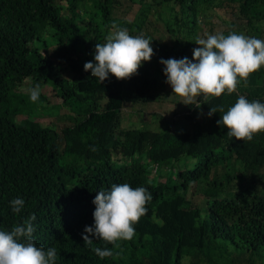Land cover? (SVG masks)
<instances>
[{
	"label": "trees",
	"instance_id": "trees-1",
	"mask_svg": "<svg viewBox=\"0 0 264 264\" xmlns=\"http://www.w3.org/2000/svg\"><path fill=\"white\" fill-rule=\"evenodd\" d=\"M231 2L242 23L233 21L225 35L246 28L248 37L264 40V0ZM142 3L130 20L117 15L121 0H0V230L11 231L34 214L33 241L45 251L57 249L55 264H248L247 254L254 253L264 262V133L237 140L217 124L241 95L264 103V67L235 93L199 96L188 105L191 111L199 103L205 111L193 129L120 127L125 103L164 99L162 58L194 62L199 12L213 0ZM160 5L173 12V41L159 44L137 74L118 80L109 73L101 82L85 71L86 62L96 63L95 45L106 43L113 23L147 37L148 17ZM27 77L55 90L61 106L49 104L44 93L34 105L19 97ZM41 103L68 107L78 118L57 131L12 117ZM211 109L216 111L210 117ZM168 161L184 166L165 180L148 176L151 165ZM122 183L152 195L134 225L136 235L118 241L119 248L95 237L85 245L82 234L94 226L98 191ZM193 184H203L204 206L187 197ZM14 198L25 201L19 214L11 208ZM96 247L113 256L101 259Z\"/></svg>",
	"mask_w": 264,
	"mask_h": 264
},
{
	"label": "clouds",
	"instance_id": "clouds-1",
	"mask_svg": "<svg viewBox=\"0 0 264 264\" xmlns=\"http://www.w3.org/2000/svg\"><path fill=\"white\" fill-rule=\"evenodd\" d=\"M112 31L106 36V43L95 45L94 64L88 61L84 65L86 72L101 82L108 79L109 73L118 80H125L138 73L145 61L154 55L151 41L143 34L132 36L126 28L117 24L111 25ZM193 49L194 62L187 57L160 60L164 65V74L174 94L182 99L185 105L196 102L203 96L221 97L235 93L241 81L264 67V40L248 37L235 32L206 34V39L197 37ZM40 86L29 88L32 102L40 97ZM211 109L209 116L215 113ZM223 111V109H221ZM223 124L227 135L237 140L251 141L254 135L264 133V103L249 101L239 96L236 103L217 121ZM95 151V149H93ZM152 200L151 193L144 187L133 189L128 183L114 184L110 191H98L93 203L94 226H86L82 238L85 245H92L95 239L119 248L118 241H131L136 235L134 225L147 213V204ZM12 211L21 213L25 206L22 198H14ZM33 214L22 223L16 224L11 231L0 230V264H55L57 249L37 247L33 241L36 231ZM95 254L104 259L113 256L107 248L93 249Z\"/></svg>",
	"mask_w": 264,
	"mask_h": 264
},
{
	"label": "rangeland",
	"instance_id": "rangeland-1",
	"mask_svg": "<svg viewBox=\"0 0 264 264\" xmlns=\"http://www.w3.org/2000/svg\"><path fill=\"white\" fill-rule=\"evenodd\" d=\"M121 1V7H117V15L131 20L134 18L135 14H137L138 9L143 4L142 2L149 0ZM231 1L232 0H213L210 7L199 12L198 21H200L199 23L201 26L199 28V33L201 35L200 38L205 36L204 39H206V34H216L218 32L226 34L227 32H230L233 21H237V23L241 21L242 23V20L240 19L241 17L237 15V9L233 7V2ZM215 4H220V6L213 7ZM155 9H157V11H152L148 17L149 25L145 29L146 33H148V36L145 38L152 42L151 47L153 52L158 49L159 44L172 43L173 35L168 29V23L171 25L174 22L173 12L168 10L165 5L156 6ZM237 31L238 30H236V32ZM237 34H243L246 36L251 35L246 28L237 32ZM197 47H199V45H197ZM166 86V93L162 101L138 104L125 103L121 110L120 127L148 128L151 130H162L169 127L171 130H174V132H180L186 129H193L196 126V123L204 120L203 116L205 111L200 108L199 103L189 111L188 105L182 103V99L174 94L172 87L168 83ZM34 87L35 84L33 80L30 77H27L18 89L19 97L27 98L26 100L32 105L36 104L37 101H31L28 89ZM56 88L58 90V87ZM40 90V94H47L49 104L61 106L62 98L56 94L55 90H52L51 87H45L44 85L40 86ZM197 100L198 97L196 98V101ZM41 105L42 103L35 106L34 109H30V111L26 108L25 110H22L19 115H13L12 117L19 124L48 125L52 126L57 131H60L63 126L71 124L74 119L78 118L77 113L73 112L68 107L59 108L53 106L51 108H44ZM33 111L35 114L34 116H29V119L25 118L28 117L30 113H33ZM46 114H50L52 117H46ZM186 114H191L193 116L192 119L186 118ZM189 161L191 163L195 162L194 159ZM179 165L184 166V161H181L178 164L174 163V161H168L157 165H151L148 176L154 179L165 180L171 172L175 173L177 171ZM202 188L203 184L201 186L193 184L191 190L187 193V197L191 202L199 206H204L206 202ZM260 257L261 253H254L253 257L247 254L246 261H248V264H264V262L260 260Z\"/></svg>",
	"mask_w": 264,
	"mask_h": 264
}]
</instances>
